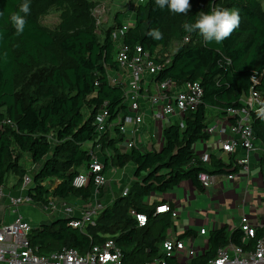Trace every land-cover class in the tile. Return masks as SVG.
Here are the masks:
<instances>
[{
    "label": "trees",
    "instance_id": "16d2710c",
    "mask_svg": "<svg viewBox=\"0 0 264 264\" xmlns=\"http://www.w3.org/2000/svg\"><path fill=\"white\" fill-rule=\"evenodd\" d=\"M25 0H0V186L8 174L17 177L20 186L27 169L20 164L25 155L33 164H40L31 176L30 199L47 205L51 199L87 200L93 190L91 176L84 187H74L73 179L87 167L91 153L84 147L88 142L112 147L111 164L124 168L134 166L135 182L126 195H120L106 205L93 224L82 230L69 223L73 218H58L32 227L31 246L37 254L48 255L63 248H74L85 254L95 245L108 239L121 250L126 264L151 262L162 256L160 246L172 227L168 213L157 212L164 201L146 203L151 194H164L183 181L201 187L197 179L201 171L215 174H234L238 165L230 158L224 161L215 155L205 166L195 153L194 145L209 138L206 128L211 119L207 110L221 116L228 108L243 105L241 98L248 94L250 77L259 75L256 89L264 103V2L263 0H190L187 15L159 9L154 0H145L131 11L133 26L125 42L139 44L153 52L158 46L167 49L170 43L180 42L171 62L155 75L156 81L171 79L176 85L199 81L203 88L202 101L183 117V126L175 121L162 131L159 150L142 151L133 147L121 152L116 140L98 136L94 116L107 102L111 118L125 110L123 88L114 86L108 69H117L113 59L114 44L110 33L103 39L96 32V20L89 0H28L30 14L25 17L24 31L17 34L10 16L19 12ZM213 8L236 9L240 25L222 43L206 42L199 32L186 33L185 22L194 23L198 13ZM60 11V21L54 28L41 24L50 10ZM24 15L23 13H20ZM115 16V25L122 21ZM158 29L162 40H153L147 33ZM184 37L189 41L182 43ZM252 128L258 143L264 147V111L253 113ZM97 140V141H96ZM264 190V152L258 160ZM130 210L145 214L146 223L140 227ZM191 231L177 237L182 240ZM264 235V227L245 240L237 227L212 230L208 248L192 258L190 264H206L214 259L220 248L233 244L251 248ZM168 264H179L176 257Z\"/></svg>",
    "mask_w": 264,
    "mask_h": 264
},
{
    "label": "built area",
    "instance_id": "2783aa9c",
    "mask_svg": "<svg viewBox=\"0 0 264 264\" xmlns=\"http://www.w3.org/2000/svg\"><path fill=\"white\" fill-rule=\"evenodd\" d=\"M145 0H139L137 4ZM132 18L122 19L120 25L112 26L110 33L111 41L114 44V61L117 63V71H123L126 79L114 77L109 74L110 83L123 88L125 112L117 114L111 118L107 102H104L94 116V125L98 136L106 135L109 139L116 140L119 151L124 152L136 146V137L145 127L144 115L141 112V98L149 99L151 106V118L155 121L179 122L183 126V117L186 112L195 110L202 101L203 88L199 81H188L180 86L171 79L156 81L155 75L171 62V55L162 47H157L153 52L144 49L139 44L131 45L125 42V37L129 29L133 26ZM189 41V37H184L182 43ZM177 48V47H176ZM259 84V75L254 72L250 77V88L247 95L241 98L243 105L238 108H228L226 110V123L209 125L206 128L208 135L219 132L220 134L231 133V137L224 141L219 140L223 152L234 153L238 147L244 150L245 154L236 160V164L249 170V154L256 149L257 140L252 128L253 113L264 111V103L261 93L256 89ZM153 86L150 94L149 87ZM148 94H144V93ZM173 119V120H172ZM168 124V125H169ZM203 163L210 161V153H203L199 156ZM93 177L94 192L106 182L103 174V164L95 156L86 169L81 170L73 179V186L84 187L89 178ZM228 179H233L234 174H229ZM197 179L203 189L210 187L213 183V175L201 171ZM31 184V177L25 175L21 186L28 190ZM127 190L122 195H126ZM5 196L3 186H0V201ZM9 206L12 208L15 218L9 223L0 224V262L8 264H126L122 261L121 250L113 240L108 239L101 245H95L85 254L79 253L74 248H63L59 252L48 255L36 253V248L31 246L30 232L32 225L24 218L19 211L23 203L31 202L28 193L24 196L8 198ZM53 202L49 201L45 210L53 207ZM101 205L95 204L85 210L80 218L70 221V225L82 230L87 224H93L98 214L101 212ZM66 210L70 212L71 207ZM159 213L171 212L176 216L168 205H161L156 208ZM130 214L135 217L138 226H144L146 216L134 210ZM240 229L245 238L255 236L256 228L253 227L247 217L240 219ZM205 230L201 229L200 234ZM187 252L190 256L195 255L193 244L190 240H165L162 243V256L151 262L142 264H168V258L178 256ZM206 264H264V235L259 238L250 249H243L235 245H228L218 250L214 259Z\"/></svg>",
    "mask_w": 264,
    "mask_h": 264
},
{
    "label": "crops",
    "instance_id": "0c3cea01",
    "mask_svg": "<svg viewBox=\"0 0 264 264\" xmlns=\"http://www.w3.org/2000/svg\"><path fill=\"white\" fill-rule=\"evenodd\" d=\"M137 5L135 4L132 12L135 11ZM174 47L175 49L170 52L165 50V52L171 55V58L177 45ZM107 71L108 76L112 74L114 77H124L126 79L123 71H117V69H108ZM152 89L153 86L150 85L149 94ZM148 93L146 92L144 94ZM140 105L141 112L144 115L145 127L136 137L135 147L142 151L159 150L162 145V131L169 123L166 121H155L151 118L150 113L152 109L149 99L142 97ZM213 120L217 123H226L227 118L226 116L220 115ZM231 136L230 132L226 134L215 132L209 135L208 139L198 141L194 145L198 159L201 154L207 152L210 153V158L212 155H215L222 158L225 162L230 158L236 162V160L245 154L244 150L238 147L234 153H226L221 150V143L218 142L219 140L224 141ZM86 144L88 145L85 148L90 151L91 156H95L103 164V174L105 175L106 182L98 190V193H95L93 188L92 194L87 200L80 198L67 201L58 198L51 199L50 201L53 202L54 206L49 210L44 209L46 205L43 206L32 200L29 203L21 204L19 211L32 227L50 223L58 218H80L85 210L95 204L101 205L103 209L114 199L122 195L125 190L128 191L129 187L135 182L134 166L132 164H128L124 168L112 166L111 158L114 155V149L112 147H103L101 143L95 144V142H88ZM256 146V149L249 154L248 172L238 166L233 179L227 178L229 174H215L213 175L212 185L206 189L195 186L189 181H183L162 195L153 193L145 199L146 203H152L154 201L160 202L163 200L164 204L161 205H168L171 211L176 213V216H172L171 212H167L171 216L173 223L168 231V240H177V237L180 235L191 231L192 234L179 241L185 243L186 240H190L193 244L195 255L190 256L187 252L179 254L176 256L179 264H190L192 258L202 255L207 250L208 235L212 230L226 227L228 231H231L234 228H240V219L242 217H247L248 222L256 229L264 227V190L258 172V160L264 152V147L258 142ZM26 158L28 162L27 168H25L31 177L39 169L40 164H33L27 156ZM209 163L210 161L204 164L208 167ZM87 167H83L80 171ZM16 182L17 177L15 176L10 184L7 185L5 182L3 185L5 196L0 201V224L9 223L15 218L12 208L9 206V196H24L25 193H28V190L23 189L21 185L16 186ZM114 184L117 185V188L119 187L118 190L113 189ZM68 206L71 207L70 212L66 210ZM201 229L205 230L204 234H200ZM248 239L245 238L246 241ZM160 247L162 251V245ZM0 264L8 263L0 262Z\"/></svg>",
    "mask_w": 264,
    "mask_h": 264
},
{
    "label": "clouds",
    "instance_id": "9594fccd",
    "mask_svg": "<svg viewBox=\"0 0 264 264\" xmlns=\"http://www.w3.org/2000/svg\"><path fill=\"white\" fill-rule=\"evenodd\" d=\"M157 8L167 7L171 13L187 15L191 10L190 0H154ZM30 3L25 0L19 7V12H14L10 20L16 29L17 34L24 31L26 26L25 17L30 14ZM23 13L24 15H21ZM240 25L239 11L228 8H213L210 12L198 13L194 23L185 22L183 28L186 33L199 32L206 42L222 43L230 38L231 34ZM147 35L153 40H162L163 33L158 29H151Z\"/></svg>",
    "mask_w": 264,
    "mask_h": 264
},
{
    "label": "rangeland",
    "instance_id": "374dc122",
    "mask_svg": "<svg viewBox=\"0 0 264 264\" xmlns=\"http://www.w3.org/2000/svg\"><path fill=\"white\" fill-rule=\"evenodd\" d=\"M93 3L92 14L96 20V32L100 39H103L104 31L109 27L115 25V16L119 12L122 15V19H129L131 16V11L135 8V4L138 3L139 0H89ZM264 2V0H263ZM60 11L56 9L50 10L47 14H45L41 18V24L48 28H54L60 21ZM180 42H172L168 46L166 51H172L175 49L174 46H178ZM220 114L216 112L214 109L207 110V117L211 119L212 117H219ZM210 121V124H214L215 121ZM88 144H85L84 147H87ZM27 158L26 156L20 160V164L27 168ZM14 174L10 173L6 177L7 185L11 183L12 179H14ZM119 188V187H118ZM117 185H113L114 190H118Z\"/></svg>",
    "mask_w": 264,
    "mask_h": 264
}]
</instances>
